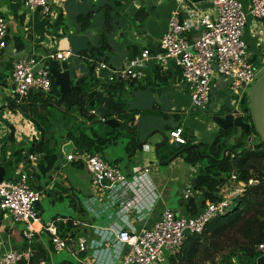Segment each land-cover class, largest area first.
Listing matches in <instances>:
<instances>
[{"label": "crops", "instance_id": "1", "mask_svg": "<svg viewBox=\"0 0 264 264\" xmlns=\"http://www.w3.org/2000/svg\"><path fill=\"white\" fill-rule=\"evenodd\" d=\"M49 1L52 4V14L44 17L39 11L25 10L21 0H0V17L7 23V36L0 47V167L15 151L21 150L25 153L33 143L43 144L48 141L52 146L55 140L59 155L62 146L72 145L66 138L68 133L77 135L82 131L90 134L91 127L102 123L96 119L92 121L83 119L82 112L76 111L78 105L76 103L67 109L61 108V116H53L50 110L38 115V118H47L53 127V132L46 134L40 122L19 111H10L7 103L14 98L10 81L12 64L21 57L34 56L39 59L44 57L45 53L59 52V41L64 38L67 39L70 54L66 62L70 70L71 89H78L82 83L90 82L95 77L100 82L103 81L105 78H100L99 73L92 71L88 64L90 60L77 53L87 47L88 41L98 46L104 29L105 9L111 18V29L107 35L111 48V52L107 54L108 65L117 72L142 52L149 56L148 61L136 69L133 76L122 79L125 91L120 96L127 105L128 112L136 113L133 116V123L128 126L133 128V131L124 130L122 133V139L126 141L125 147L131 138H134L140 143L141 150L132 158L126 156L125 147L123 157H116L111 150L110 156L106 155L105 151L111 147L117 148L118 143L98 154L105 162L119 168L129 183L128 187L119 190L109 183L92 184L84 162L76 159L81 153L76 152L73 145L69 155L75 159L67 162L65 157L61 165H58L57 158L55 168L47 177L39 175L37 181L36 166L39 162L37 155H34L35 161L27 159V163H18L24 166L21 174L25 175L26 181L29 176L28 182L41 193L35 205L39 221L34 225L36 235L30 241H26L22 237L23 225L14 224L7 214L0 213V257L11 249L23 250L30 247L32 250L33 245L37 244L45 251L44 260H41L45 261V264L63 262L80 264L78 259H81L83 264H121L126 248L116 244L114 238L116 229H130L135 233L143 228L150 229L166 210L178 216L191 217L187 210L190 199L195 202L197 214L204 209L200 208L201 194L190 188L191 178L198 167L186 164L180 156L163 164L160 162L159 154L166 155L170 148L174 147L168 134L175 128H181L185 142L186 136H189L188 141L195 146L200 143L209 145L213 142L217 137L218 128L210 122V118L219 110L216 108L219 105L217 99L223 98L226 91L229 93V83L215 76L207 109L195 111L190 104L188 89L182 83L180 71L171 62L162 64L157 62L156 58L161 55L158 44L166 31L171 13L179 11L181 21L188 28L186 39L192 43L199 34L198 13L208 11L210 4L208 0ZM238 1L247 8V0ZM88 13H92V18L87 31L80 36L75 35V31L78 30L76 18ZM243 42L250 61L255 65H264V22L247 17ZM156 68L159 69L160 75H168L166 84L160 85L154 79ZM92 85L95 88L99 83ZM232 99L231 97L226 108L239 106V101ZM112 118L116 121L114 117ZM116 123L119 126V121ZM143 123H148L149 126L145 128L142 126ZM99 132L105 133L103 127L99 128ZM249 139L248 146H251L255 141L250 137L247 143ZM243 141L244 135L241 131L233 129L223 143L234 145ZM77 162L80 168L74 166L73 163ZM18 165L12 172L2 167L3 181L18 178L15 175ZM143 167L149 169L146 182L133 183L132 178L139 175ZM7 178L10 180H5ZM243 191L242 183L228 179L220 188L219 194L226 197L232 206L242 196ZM186 194L190 195V198L186 199L184 197ZM43 198L50 199L49 207L54 208L55 204H60L65 213L60 214L56 211V216L44 219L41 208ZM54 221L56 225L63 224L66 227L64 238H69L73 245L83 243L86 246L85 251L78 253L76 246L72 251H65L66 257L56 263L54 251L49 244V236L42 230L43 226Z\"/></svg>", "mask_w": 264, "mask_h": 264}, {"label": "built area", "instance_id": "2", "mask_svg": "<svg viewBox=\"0 0 264 264\" xmlns=\"http://www.w3.org/2000/svg\"><path fill=\"white\" fill-rule=\"evenodd\" d=\"M21 2L27 11H39L44 17L52 14V4L49 0H21ZM208 2L210 9L198 13L199 34L192 43L186 39L188 28L181 21L179 11L175 10L171 13L166 31L158 44L161 55L156 58V61L162 64L171 62L180 71L182 83L188 89L190 104L199 112L205 111L209 105L212 80L215 76L224 79L225 82L232 80L228 86L229 93L238 102L246 96L243 91L252 86L262 66L250 61L243 42V32L247 17L264 22V0H247V8L238 0H208ZM6 36L7 23L0 17V47ZM69 57L68 52H56L39 59L27 56L16 60L10 72V81L15 89L14 95L23 100L31 92L48 94L51 89L50 73L44 68L34 73V68L46 65L48 60L61 62ZM148 59V54L142 52L138 57L130 60L121 71H113L108 79L111 81L112 76L121 79L133 76L136 69L141 68ZM106 67L104 64H97L94 71L98 74ZM168 138L174 144H185L181 128L170 131ZM28 159L36 160L34 156H29ZM74 159L71 155L66 157L67 162ZM76 159L84 162L92 184L109 183L118 190L129 186L119 168L105 162L100 156L81 153ZM22 167L24 166L20 164L15 170V175L18 177L16 180L0 182V213L7 214L14 224L23 225L22 237L30 241L36 235L34 225L39 220L35 205L41 193L30 188L25 175L21 174ZM148 174L149 169L143 167L139 175L132 178L133 183L146 182ZM230 179L236 181L234 175ZM184 197L188 199L190 195L186 194ZM220 197V202L207 204L196 216L182 217L166 210L150 229L143 228L138 233L130 229H116L114 234L116 244L126 248L121 264H164L168 258L177 256L187 237L184 235L185 231L190 235L200 233L212 219L226 215L231 202L226 197L221 195ZM42 230L48 234L51 249L56 253L72 251L76 246L78 253L85 251L86 246L83 243L73 245L69 238L60 236L55 221L43 226ZM258 252L260 257L264 256V245L258 247ZM32 258L33 251L30 247L23 250L11 249L0 257V264H29ZM77 261L83 264L81 259ZM38 264H45V261H39Z\"/></svg>", "mask_w": 264, "mask_h": 264}, {"label": "trees", "instance_id": "3", "mask_svg": "<svg viewBox=\"0 0 264 264\" xmlns=\"http://www.w3.org/2000/svg\"><path fill=\"white\" fill-rule=\"evenodd\" d=\"M107 11V9L104 10V29L100 35L98 46H94L88 41L87 47L77 53L90 60L88 64L92 71L97 64L107 66L109 62L107 54L111 52V48L107 41V35L111 29V18ZM91 18L92 13L76 18L75 24L78 30L75 31V35L80 36L87 31ZM48 54L51 53H45V55ZM49 77L51 89L48 94L31 92L23 100L14 95V98L8 101L7 108L10 111H19L31 116L40 122L45 133L49 134L53 132V127L48 119L38 118V115H42L45 111L55 110L62 113L61 108L67 109L76 103H78L76 109L78 113H89L97 107H104L116 121H119L117 128L110 129L103 123H97L98 127H103L105 130L104 134L91 127L90 134L81 131L77 135L68 133L66 136L67 140L71 141L75 147L76 152L89 155H98L109 146L117 145L123 138L124 130L133 131V128L128 126L133 123V116L136 113H129L127 105L120 98L125 91V85L118 76H112L111 81L105 78L101 81L102 83L95 77L90 82L82 83L78 89H71L64 96L59 95L53 78ZM154 79L158 84L164 85L168 82V75H160L159 69L156 68L154 69ZM97 82L99 85L94 88L92 83ZM239 107L244 122L250 123L246 96L239 101ZM232 131V128L225 132L218 129L217 137L209 145L200 143L195 146L188 141L190 137L186 136L184 145L179 146L178 149L171 147L170 152L166 155L159 154L160 162L163 164L180 156L186 164L198 167L191 178V188L194 192L201 194V209H205L207 204L221 201L220 188L232 175L235 176L236 182L244 185L243 194L234 203V208L226 215L212 219L200 233L188 235L180 253L175 257L168 258L166 264H256V260L260 257L258 247L264 245V146L259 144V138L253 129L244 135V141L241 143L234 145L223 143ZM250 137H253L255 142L248 146L247 139ZM58 150L55 140L52 146L48 144V141L43 144L33 143L25 153L21 150L15 151L2 167L12 172L18 163H27L29 156L37 155L39 160L36 166L37 181L39 175L47 177L48 173L55 168ZM124 150L126 156L132 158L137 151L141 150V145L131 138ZM73 164L79 166L78 162ZM28 179L29 176L27 183L30 188L38 191L37 187L31 186ZM187 210L190 216L197 215L193 199L189 200ZM56 227L58 234L63 237L66 227L63 224H57ZM32 251L33 258L29 264H38L39 261L44 260L45 251L40 245H33ZM61 264L70 263L63 262Z\"/></svg>", "mask_w": 264, "mask_h": 264}, {"label": "water", "instance_id": "4", "mask_svg": "<svg viewBox=\"0 0 264 264\" xmlns=\"http://www.w3.org/2000/svg\"><path fill=\"white\" fill-rule=\"evenodd\" d=\"M59 52H68L67 39L64 38L59 41ZM40 68L46 69L50 76L53 78L54 85L58 88V92L61 96L67 94L71 90L70 86V70L68 62L66 61H53L48 60L46 65H40L34 68L36 73ZM114 69L110 65H107L106 69H102L99 72L100 78H108L111 76ZM214 72L216 69L214 68ZM232 80H228L230 84ZM14 85L11 86V91L14 92ZM248 99V113L250 117V123H246L243 120L240 107L226 108L223 107L216 111L210 118V122L218 129L227 131L228 129L240 130L243 135L253 129L259 138V144L264 146V73L256 80L255 84L250 88L246 94ZM236 101V99H235ZM81 117L86 121L99 120L102 121L105 127L116 128L118 123L112 118V114L108 112L104 107H97L91 113L82 112ZM175 148L179 146L174 144ZM73 146L67 144L62 146L61 153L58 155V165H61L63 159L69 156ZM4 170L0 167V182L3 181ZM185 236L190 235L188 231L184 232ZM256 264H264V256L259 257L256 260Z\"/></svg>", "mask_w": 264, "mask_h": 264}, {"label": "rangeland", "instance_id": "5", "mask_svg": "<svg viewBox=\"0 0 264 264\" xmlns=\"http://www.w3.org/2000/svg\"><path fill=\"white\" fill-rule=\"evenodd\" d=\"M264 73V65H262L260 68H259V70H258V72H257V74H256V77H255V81H254V83L252 84V86L255 84V82H256V80L262 75ZM251 86V87H252ZM250 87V88H251ZM250 88L249 89H245L243 92H244V95H246L248 92H249V90H250ZM228 92H229V87H228ZM227 95V96H226ZM227 97H228V99H227ZM231 97L232 96H229V93L227 94V91H226V94H225V96L222 98H218L217 99V102L219 103V105H217V109H220V108H223V107H227V106H229L228 105V103L231 101ZM233 100V99H232ZM234 102V101H233ZM219 106V107H218ZM51 111V113L53 114V115H56V116H61V114L60 113H58L57 111H55V110H50ZM55 111V112H54ZM57 118H59V117H57ZM142 126L143 127H148L149 125H148V123H143L142 124ZM97 125H95L94 126V130H99V128L97 129ZM87 133H88V131H87ZM125 140H120L119 141V145L118 146H116L117 148H115V147H111V148H109L108 150H106L105 151V153H106V155H109L110 156V153L112 152L116 157H123V148L125 147ZM232 142V141H231ZM110 150H111V152H110ZM49 198H43V200L41 201V208L43 209V212H42V217L44 218V219H47L49 216H52V217H54V216H56V211H58L57 213H60V212H62V213H65L63 210H62V208L60 207V204H55V207L54 208H52V207H49L48 205H49ZM234 204L229 208V210L228 211H231L233 208H234ZM61 214V213H60ZM59 215V214H58ZM66 252L65 251H61V252H58V253H53V257H54V260L56 261V263H59V262H61V261H63V259L66 257Z\"/></svg>", "mask_w": 264, "mask_h": 264}]
</instances>
